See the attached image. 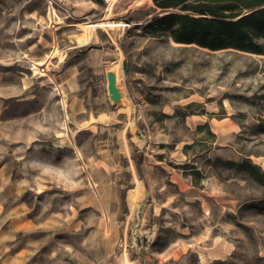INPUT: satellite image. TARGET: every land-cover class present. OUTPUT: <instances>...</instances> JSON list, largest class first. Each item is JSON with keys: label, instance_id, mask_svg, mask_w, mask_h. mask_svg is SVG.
Listing matches in <instances>:
<instances>
[{"label": "rangeland", "instance_id": "obj_1", "mask_svg": "<svg viewBox=\"0 0 264 264\" xmlns=\"http://www.w3.org/2000/svg\"><path fill=\"white\" fill-rule=\"evenodd\" d=\"M163 14L0 0V264H264V54Z\"/></svg>", "mask_w": 264, "mask_h": 264}, {"label": "trees", "instance_id": "obj_2", "mask_svg": "<svg viewBox=\"0 0 264 264\" xmlns=\"http://www.w3.org/2000/svg\"><path fill=\"white\" fill-rule=\"evenodd\" d=\"M164 14L152 20L149 34H168L179 44L212 51L235 49L264 54V0H152ZM139 161L137 162L138 171Z\"/></svg>", "mask_w": 264, "mask_h": 264}, {"label": "water", "instance_id": "obj_3", "mask_svg": "<svg viewBox=\"0 0 264 264\" xmlns=\"http://www.w3.org/2000/svg\"><path fill=\"white\" fill-rule=\"evenodd\" d=\"M125 67V62L123 63ZM107 78V91L111 104L114 107L122 106V90L117 83L116 73L114 70L110 69L106 71Z\"/></svg>", "mask_w": 264, "mask_h": 264}, {"label": "bare ground", "instance_id": "obj_4", "mask_svg": "<svg viewBox=\"0 0 264 264\" xmlns=\"http://www.w3.org/2000/svg\"><path fill=\"white\" fill-rule=\"evenodd\" d=\"M115 24V23H114ZM116 25V24H115ZM104 26V25H103ZM118 26V25H117ZM90 36V35H89ZM87 37V36H86ZM81 39V38H80ZM84 43H85V41H83ZM79 43H80V41H79ZM82 43V42H81ZM109 70V69H108ZM118 70V69H117ZM116 72V71H115ZM121 83V82H120ZM126 101H125V97H124V95H123V92H122V106H126ZM126 111L127 112H130V109L127 107L126 108ZM133 196V195H132Z\"/></svg>", "mask_w": 264, "mask_h": 264}]
</instances>
